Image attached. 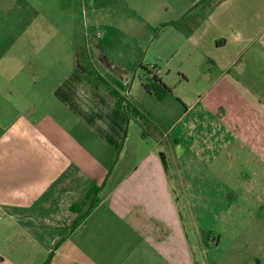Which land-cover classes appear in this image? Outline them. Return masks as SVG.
Segmentation results:
<instances>
[{"label": "crops", "instance_id": "0c3cea01", "mask_svg": "<svg viewBox=\"0 0 264 264\" xmlns=\"http://www.w3.org/2000/svg\"><path fill=\"white\" fill-rule=\"evenodd\" d=\"M195 17L200 20L184 32L173 23L165 27L177 33L170 31L173 41L166 48L178 60L164 57L166 79L164 69L156 67L159 79L172 90L167 97L174 95L172 86L178 87L183 110L157 114L137 103L154 119L158 133L153 128L145 137L141 129L138 160L131 167L126 160L114 178L107 174L111 166L117 167L115 157L131 120L108 95L102 102L76 71L60 89V98L72 102L85 124L71 132L86 129L99 136L100 148L93 143L89 147L99 151L100 160L72 141L74 137L66 138L63 147L51 143L33 113L25 117L17 110L16 118L0 121V213L8 214L9 225L24 230L23 238L33 247L41 241L50 246L58 229L71 227L72 218L65 214L72 203L62 195L64 188L94 182L87 190L99 189L96 206L66 235L67 240L78 238V256L88 264H192L176 193L161 158L162 143L181 144L180 157L187 154L216 176L244 160V165L264 166V0H219L204 17ZM172 43L178 46L172 48ZM30 98L24 102L32 106ZM99 180L114 181L105 199L100 195L108 183L102 191L95 183ZM60 196L63 201L57 199L58 208L52 210L53 198Z\"/></svg>", "mask_w": 264, "mask_h": 264}, {"label": "rangeland", "instance_id": "374dc122", "mask_svg": "<svg viewBox=\"0 0 264 264\" xmlns=\"http://www.w3.org/2000/svg\"><path fill=\"white\" fill-rule=\"evenodd\" d=\"M217 1L0 0V121L5 124L16 118L17 110L25 117L33 113L51 143L63 147L66 138L74 137L72 141L83 144L100 160L99 151L89 147L93 143L100 148L99 136L86 129L70 131L85 126L72 102L60 98V89L71 74L76 71L100 93L102 102L108 95L120 109L124 100L141 101L157 114L169 108L183 110L177 86H172L174 95L162 102L145 97L150 74L143 67L164 69L165 56L176 62L178 57H172L166 48L173 41L170 31H175L165 27L173 23L184 32L200 20L194 16L204 17ZM168 73L164 69L162 79ZM29 96H33L32 106L24 102L31 100ZM130 120L115 157L117 167L111 166L107 174L112 178L125 168L126 160L128 167L138 160L141 128L134 116ZM152 129L145 127L146 132ZM169 142L162 143L161 158L176 193L192 264H264V166L244 165V160L216 176L202 162H191L187 154L178 156ZM105 180L95 182L102 191L108 183L102 199L114 184ZM92 183H71L62 195L84 212L97 189L87 190ZM57 199L61 203L63 196L53 198L52 210L58 208ZM6 215L0 213V264H88L78 256L76 236L63 242L64 230L58 229L50 246L49 241H41L35 248L23 238L24 230L8 224ZM119 232L123 234L121 229Z\"/></svg>", "mask_w": 264, "mask_h": 264}, {"label": "trees", "instance_id": "16d2710c", "mask_svg": "<svg viewBox=\"0 0 264 264\" xmlns=\"http://www.w3.org/2000/svg\"><path fill=\"white\" fill-rule=\"evenodd\" d=\"M149 74H151V71L148 68L143 67ZM149 82L147 85L144 86L145 90L150 93V94H154L156 96L157 99L159 100H164L167 96L172 94V90L167 87L160 79L159 77H153V78H149ZM124 104V105H123ZM121 109L122 112L124 113V115L130 119V116H134L140 124V127L143 131V136H147V132L145 130V127L150 126L153 127L155 129V131L158 133V129L157 126L155 125L154 120L148 115L146 114L139 106L137 103H133V102H128V101H124L123 103H121ZM126 108H128L129 113L127 112ZM159 135H162L159 132ZM99 189H94L92 191V195H93V201L91 203L90 208L87 211L81 212L80 209H77L78 207L76 205H72L68 212L65 214L67 217L70 216V218H72V221H70L72 223L70 228H67L66 230H64V235H63V239L62 241L67 237L66 235L69 234V232L71 230H73L74 228H76L89 214L90 212L94 209V207L97 204V198H95V196L98 194Z\"/></svg>", "mask_w": 264, "mask_h": 264}, {"label": "built area", "instance_id": "2783aa9c", "mask_svg": "<svg viewBox=\"0 0 264 264\" xmlns=\"http://www.w3.org/2000/svg\"><path fill=\"white\" fill-rule=\"evenodd\" d=\"M152 69L153 70L151 71L150 78L158 77L161 74V71L158 70L156 67H153Z\"/></svg>", "mask_w": 264, "mask_h": 264}, {"label": "water", "instance_id": "95a60500", "mask_svg": "<svg viewBox=\"0 0 264 264\" xmlns=\"http://www.w3.org/2000/svg\"><path fill=\"white\" fill-rule=\"evenodd\" d=\"M176 151H177V154L179 155V156H181L182 154H183V146L181 145V144H177L176 146Z\"/></svg>", "mask_w": 264, "mask_h": 264}]
</instances>
